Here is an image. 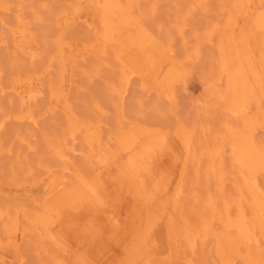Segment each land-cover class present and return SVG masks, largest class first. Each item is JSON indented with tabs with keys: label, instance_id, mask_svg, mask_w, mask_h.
<instances>
[{
	"label": "rangeland",
	"instance_id": "obj_1",
	"mask_svg": "<svg viewBox=\"0 0 264 264\" xmlns=\"http://www.w3.org/2000/svg\"><path fill=\"white\" fill-rule=\"evenodd\" d=\"M1 1L0 264H264V0Z\"/></svg>",
	"mask_w": 264,
	"mask_h": 264
},
{
	"label": "bare ground",
	"instance_id": "obj_2",
	"mask_svg": "<svg viewBox=\"0 0 264 264\" xmlns=\"http://www.w3.org/2000/svg\"><path fill=\"white\" fill-rule=\"evenodd\" d=\"M233 1H234V0H233ZM233 1H232V2H233ZM237 1L240 2V0H235L236 3H237ZM253 1H254V0H252L251 3H253ZM257 1H258V0H257ZM235 2H233V4H234ZM246 2H247V1H246ZM249 2H250V1L248 0V3H249ZM241 3H242V2H241ZM237 4H238V3H237ZM249 4H250V3H249ZM249 4H248V5H249ZM257 4H258V2H257ZM259 4H261V3L259 2ZM4 5H5V4L3 3V1L0 0V13H3L4 11L6 12V11L10 10V7H9V9H8V8H7L8 6H7V7H3ZM251 5H252V4H251ZM261 5H262V4H261ZM263 6H264V4H263ZM240 7H241V8H240ZM240 7H238V9H242V10H244V12H246L245 10H246V8H248V6H246V3H244V1H243L242 5H240ZM250 7H251V6H250ZM259 7H262V6L259 5ZM230 8H231V7H230ZM112 10H113V9H112ZM225 11H227V10H225ZM228 11H229V10H228ZM230 11H232L231 13H233V9H232V8L230 9ZM230 11H229V12H230ZM234 11H235V10H234ZM237 11H238V10H237ZM250 11H251V10H250ZM261 11H262V10H261ZM234 13H235V12H234ZM234 13H233V14H234ZM238 13H239V12H238ZM258 13H259V12H258ZM227 14H228V13H227ZM246 14H248V11H247ZM246 14H245V15H246ZM17 15H18V14H17ZM231 15H232V14H231ZM240 15L242 16V13H240ZM245 15H244V16H245ZM251 15H252V14H251ZM251 15L249 14L248 16H251ZM260 15H261V14H260ZM263 15H264V14H263ZM234 17H235V15H234ZM252 17H253V16H252ZM18 18H19V17H18ZM229 18H230V17H229ZM255 18H256V17H255ZM240 19H241V18H240ZM19 20H21V19H18V20H16V21L18 22ZM235 20H237V19H234V21H235ZM19 23L22 24V21L18 22L17 25H18ZM237 23H238V22H237ZM259 23H260V22H259ZM239 25H240V24H236V22H235V26L232 27V28L230 29L231 34H232V33L234 34V33L237 31V29L239 28ZM218 27H219V26H218ZM221 29H222V27H221ZM21 30H22V29H21ZM217 30H218V29H217ZM219 30H220V29H219ZM219 30H218V31H219ZM224 31H225V28H224ZM226 31H227V30H226ZM252 31H253V30H252ZM24 32H25V31H24ZM206 33H207V32H206ZM249 33H250V31H249ZM251 33H252V32H251ZM253 33H254V32H253ZM213 34H214V33H213ZM236 35H237V34H236ZM248 35H249V34H248ZM252 35H253V34H252ZM262 35H263V34H262ZM222 36H223V35H222ZM25 37H26V36H25ZM255 37H256V36H255ZM262 37H263V36H262ZM250 38H251V36H250ZM213 40H214V39H213ZM250 40H251V39H250ZM209 42H210V41H209ZM238 44H239V43H238ZM210 46H211V45H210ZM255 53H256V52H255ZM257 53H258V52H257ZM253 55H254V54H253ZM253 55H252V56H253ZM259 55H260V54H259ZM255 57H256V56H255ZM253 58H254V56H253ZM259 58H261V56L258 57V60H259ZM247 59H248V58H247ZM255 59H257V58H255ZM261 59H262V58H261ZM244 60H245V59H244ZM251 60H253V59H251ZM251 60H249V62H250ZM249 62H248V63H249ZM255 64H257V63L255 62ZM248 65H249V64H248ZM250 66H251V65H250ZM263 66H264V63H263ZM244 68H245V67H244ZM261 70H263V68H262ZM212 71H213V70H212ZM46 72H47V71H46ZM259 72H260V69H259ZM255 74L257 75V73H255ZM258 75H259V74H258ZM234 77H235V76H233L232 78H234ZM232 78H231V79H232ZM253 78H254V77H253ZM231 79H230V80H231ZM234 79L236 80V78H234ZM234 79H232V80H233V82H232L233 84H235ZM257 79H258V78H257ZM260 79H261V78H260ZM232 80H231V81H232ZM253 80H254V79H253ZM262 80H263V79H262ZM236 83H237V82H236ZM230 84H231V83H230ZM251 84H252V81H251ZM256 84H257V81H256ZM247 85H249V83H247ZM257 85H258V84H257ZM212 86H213V85H212ZM249 86H250V85H249ZM227 87H228V86H227ZM230 87H231V86H230ZM231 88H232V89H235L234 87H231ZM214 94H215V93H214ZM215 96H216V94H215ZM242 96H244L243 93H242ZM242 96H241V97H242ZM263 127H264V126H263ZM255 129H256V127H255ZM94 130H95V129H94ZM83 131H84V130H83ZM92 131H93V130H92ZM92 131H91V132H92ZM84 132H86V131H84ZM89 132H90V131H89ZM91 132L88 133V130H87L88 137L90 136V134H92V136L94 135V131H93V133H91ZM95 135H96V133H95ZM92 136H91V137H92ZM230 136H232V135L230 134ZM186 137H187V136H186ZM186 137H185V139H187ZM89 139H90V137H89ZM230 139H231V138H230ZM53 141H54V140H53ZM188 141H189V140H188ZM93 142L95 143V141H93ZM189 142H190V141H189ZM232 143H233V142H232ZM87 144H89V143H87ZM221 144H222V147H223L224 144H223V143H221ZM225 144H226V143H225ZM26 147H27V146H26ZM58 147L60 148L59 145H58ZM58 147H57V148H58ZM222 147L219 145V148H218V149L221 151V153H222V149H223V152H224V148H225V147H223V148H222ZM231 147H232V151H231V152H233V153H237L236 160H237V161H240V162H241L242 160L244 161V158H245V156H244V154H245L244 151H243L242 149L238 148V146H236V145H232ZM52 148H53V147H52ZM52 148H51V149H52ZM59 148H58V150H59ZM215 148H216V147H215ZM220 148H222V149H220ZM218 149H217V150H218ZM53 150H54V149H53ZM53 150H52V151H53ZM55 150H56V149H55ZM219 150H218V151H219ZM212 151H213V150H212ZM212 151H211V152H212ZM54 152H55V151H54ZM58 152H59V151H58ZM209 153H210V152H209ZM206 154H207V153H206ZM56 155H57V157H58V153H56ZM54 156H55V155H54ZM59 156H60V155H59ZM57 160H58V159H57ZM232 160H233V158H232ZM213 161H214V160H213ZM247 163H248V162H247ZM247 163H246V164H247ZM208 164H209V163H208ZM210 164H211V163H210ZM210 164H209V165H210ZM211 165H212V164H211ZM212 166H213V165H212ZM216 166H217V165H216ZM216 166H215V167H216ZM236 166H237V165H236ZM236 166H235V167H236ZM245 166H247V168H248L249 170H251V167H248V166H251L249 163H248L247 165H245ZM212 168H213V167H212ZM212 168H211V169H212ZM237 168H239V167H237ZM220 169L222 170V168H220ZM214 170H215V168H214ZM212 171H213V170H212ZM216 171H217V170H216ZM216 171H215V172H216ZM237 171H238V170H237ZM241 171H242V170H241ZM241 171L239 170V172L242 174ZM218 172H219V171H218ZM216 173H217V172H216ZM222 173H224V172H221V174H222ZM243 173H244V174L241 175V178H242V183H243V184H246V185H245V188H246V189L253 188L252 185L249 184L250 181H252L253 178H254L253 175H252V174H249V173L245 174L244 171H243ZM217 174H218V173H217ZM238 174H239V173H238ZM232 176H233V175H232ZM236 177H237V176H236ZM224 178H225V177H224ZM238 178H239V177H238ZM239 179H240V178H239ZM221 180H222V179H221ZM237 181H238V180H237ZM219 182H220V181H219ZM221 184H223V180H222V183H221ZM258 187H259V186H258ZM252 191H255V190H252ZM256 191H257V190H256ZM222 193H223V192H222ZM232 195H233V194H232ZM208 196H209V195H208ZM209 197H210V196H209ZM240 197H241V196H240ZM230 198H231V197H230ZM247 199H249V198H247ZM255 200H256V199H255ZM255 200H254V201H255ZM218 201H219V199H218ZM249 201H250V199H249ZM257 201H258V200H257ZM240 202H241V201H240ZM216 203L219 204L218 202H216ZM233 203H234V202H233ZM227 204H228V203H227ZM262 204H263V203H262ZM242 205H244V203H243ZM253 205H254V204H253ZM253 205H251V206L254 208L255 205H254V206H253ZM223 206H224V205H223ZM256 206H258V204H257ZM244 207H245V206H244ZM246 208H247V207H246ZM262 208H263V207H262ZM228 209H229V208H228ZM228 209H227V211H228ZM256 209H257V208H256ZM261 210H263V209H261ZM244 212H245V211H244ZM244 212H243L242 210H240V212L237 214V216H236L235 218H233V220H232V221H233L232 224L235 226V229H238V230H239V229H242L244 225L246 226V224H247V220H246V217H245V213H244ZM218 213H219V212H218ZM259 213H260V212H259ZM228 214H229V211H228ZM255 214H256V213H255ZM216 215H217V214H216ZM221 216H222V215H221ZM227 216H228V215H227ZM258 217H260V216H258ZM259 219H260V218H259ZM259 219L256 220V221H259ZM230 221H231V220H230ZM251 222H253V220H252ZM259 222H260V221H259ZM261 222H263V221L261 220ZM253 223H255V221H254ZM256 224H257V223H256ZM260 224H261V223H260ZM249 225H250V224H249ZM252 225H253V224H252ZM246 227H247V226H246ZM246 227H245V228H246ZM249 227H250V226H249ZM243 232H244V231H243ZM194 243H195V242H194ZM4 258H5V257H4Z\"/></svg>",
	"mask_w": 264,
	"mask_h": 264
}]
</instances>
